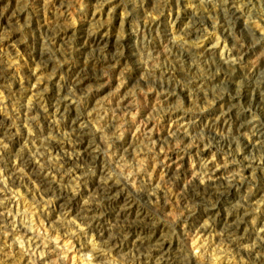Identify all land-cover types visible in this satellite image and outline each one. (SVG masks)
<instances>
[{"label":"clouds","instance_id":"clouds-1","mask_svg":"<svg viewBox=\"0 0 264 264\" xmlns=\"http://www.w3.org/2000/svg\"><path fill=\"white\" fill-rule=\"evenodd\" d=\"M0 264H264V0H0Z\"/></svg>","mask_w":264,"mask_h":264},{"label":"rangeland","instance_id":"rangeland-1","mask_svg":"<svg viewBox=\"0 0 264 264\" xmlns=\"http://www.w3.org/2000/svg\"><path fill=\"white\" fill-rule=\"evenodd\" d=\"M24 61H25V63H27L28 62V54H26L25 56H24ZM226 211H229L228 209H226ZM217 215H219V213H217Z\"/></svg>","mask_w":264,"mask_h":264}]
</instances>
